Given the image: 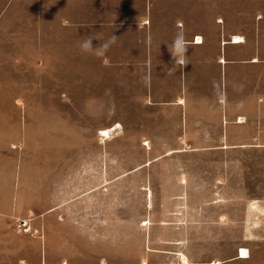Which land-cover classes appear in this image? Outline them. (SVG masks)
<instances>
[{"label":"crops","instance_id":"crops-1","mask_svg":"<svg viewBox=\"0 0 264 264\" xmlns=\"http://www.w3.org/2000/svg\"><path fill=\"white\" fill-rule=\"evenodd\" d=\"M3 30L12 58L23 56L26 48L36 53L41 105L51 99L56 105L62 101V90L71 96L82 83L85 104L107 108L101 118H109L110 106L119 108L118 118H138L122 115L121 108L148 109L141 118H150L149 129L140 137L149 140L146 149L157 157L128 170L119 165L114 179L119 187L125 186L137 182L130 175L148 171L139 184L147 209L148 187L161 188V200L172 204L167 208L170 213L175 202L182 203L190 194L191 180L172 178L174 165L160 160L193 151L227 150L228 130L243 123L239 118H264V0H0ZM181 30L189 50L185 65L173 67L168 45ZM90 33L98 38L94 45L113 34L118 38L104 57H97L80 48ZM62 76L69 78L63 82ZM174 118H181L180 135L174 134ZM190 118H198L195 131L210 132L216 125V138L224 145L192 146ZM116 124L121 139L129 127L125 119ZM169 138L180 139L182 146L154 145ZM32 169L26 163L0 166V222L12 226L17 203L53 204L39 211L36 237L41 245L38 264H55L52 246L59 236L69 234L75 241L78 234L93 229L88 204L95 191L109 184V168L103 161L94 165L88 154L85 163L71 162L66 169L39 163L36 188L22 191V181L29 179ZM185 171L182 168V176ZM171 185L176 192L164 189ZM34 194L36 200L29 198ZM21 219L32 225L31 219ZM149 224L153 225L151 219Z\"/></svg>","mask_w":264,"mask_h":264},{"label":"rangeland","instance_id":"rangeland-1","mask_svg":"<svg viewBox=\"0 0 264 264\" xmlns=\"http://www.w3.org/2000/svg\"><path fill=\"white\" fill-rule=\"evenodd\" d=\"M6 34L5 30L0 32V166L32 165L29 179L22 181V191L36 188L39 163L66 169L71 162L85 163L88 154L94 165L103 161L109 168V184L95 191L94 201L88 204L93 229L88 234H78L75 241L69 234L59 236L52 246L57 257L51 262L264 264V118H239L243 123L228 130L225 145L231 147L227 150L193 151L160 160L174 165L172 178L191 180L190 194L182 203L175 202L174 212L170 213L172 204L161 200V188L148 187L150 215L146 193L139 185L141 179L148 178V171L130 175L129 179L137 182H126L125 186L119 187L114 181L119 165L128 170L157 157L146 149L151 146L149 140L140 137L149 129L150 118H141L148 109L121 108L122 115L135 114L138 118H118L119 108L110 106L109 118H101L107 108L86 105L82 83L77 84L71 96L69 90H62V101H56V105L52 99L41 105L36 53L26 48L23 56L12 58ZM68 78L62 76L63 82ZM120 119H125L129 127L121 139L115 130ZM197 119L190 118L192 146L224 145L216 138V125H211L214 128L210 132L193 130ZM180 120L174 118V134L180 135ZM101 122L103 126H99ZM195 135L202 137L193 138ZM161 143L158 139L154 145L182 146L177 138L163 139ZM164 189L168 193L177 190L172 185ZM29 198L36 200L37 196ZM50 205L53 204L37 201L15 204L17 214L12 217V226L6 228L0 222V264L39 263L37 215ZM161 206L164 210H160ZM21 217L31 219L32 225ZM161 220L172 223L160 225L157 222ZM243 248H247L249 257L240 259Z\"/></svg>","mask_w":264,"mask_h":264},{"label":"clouds","instance_id":"clouds-1","mask_svg":"<svg viewBox=\"0 0 264 264\" xmlns=\"http://www.w3.org/2000/svg\"><path fill=\"white\" fill-rule=\"evenodd\" d=\"M117 38L118 37L113 34L111 37H109L107 41L103 43H99L98 45H94L93 41L97 40L98 38L90 33L83 38V40L80 43V48L84 53L93 54L97 57H104L106 52L109 50V48L116 43ZM168 48H169V53L171 55L173 67H175L176 65H180V66L185 65L187 53L189 50V44L185 38V33L183 30L178 31L175 34L171 44L168 45ZM172 70L173 69L171 68L169 69V71Z\"/></svg>","mask_w":264,"mask_h":264},{"label":"bare ground","instance_id":"bare-ground-1","mask_svg":"<svg viewBox=\"0 0 264 264\" xmlns=\"http://www.w3.org/2000/svg\"><path fill=\"white\" fill-rule=\"evenodd\" d=\"M240 37V36H239ZM199 38H201V37H199ZM110 131V130H109ZM105 132V134L107 135V136H109V132H108V130H105L104 131ZM102 134V133H101ZM103 135V134H102ZM105 135V136H106ZM110 137V136H109ZM243 253V254H242ZM249 252H248V250H247V248L245 249V248H243L242 250H241V255H240V257L241 258H248L249 257V254H248ZM185 258V260H187L186 259V257H184Z\"/></svg>","mask_w":264,"mask_h":264},{"label":"snow or ice","instance_id":"snow-or-ice-1","mask_svg":"<svg viewBox=\"0 0 264 264\" xmlns=\"http://www.w3.org/2000/svg\"><path fill=\"white\" fill-rule=\"evenodd\" d=\"M243 254V253H242Z\"/></svg>","mask_w":264,"mask_h":264}]
</instances>
